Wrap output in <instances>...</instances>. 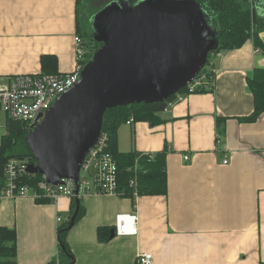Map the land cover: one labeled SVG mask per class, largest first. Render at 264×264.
Here are the masks:
<instances>
[{
	"label": "crops",
	"instance_id": "obj_1",
	"mask_svg": "<svg viewBox=\"0 0 264 264\" xmlns=\"http://www.w3.org/2000/svg\"><path fill=\"white\" fill-rule=\"evenodd\" d=\"M78 4L0 0V87L17 75L42 73L44 56L55 59L54 73L73 70ZM259 37L264 46V31ZM209 64L211 92L173 100L154 125L118 128L119 152L165 153L167 193L134 204L116 196L79 198L82 214L66 235L72 264H136L139 253H150L152 264L264 263V114L254 123L241 121L253 112L247 80L264 70V54L249 40L237 50L212 54ZM6 121L0 112V139ZM71 202L0 200V227L16 233L15 264L57 258V229L69 217ZM126 214L136 216V235L100 242L98 229L114 230L116 217Z\"/></svg>",
	"mask_w": 264,
	"mask_h": 264
},
{
	"label": "water",
	"instance_id": "obj_2",
	"mask_svg": "<svg viewBox=\"0 0 264 264\" xmlns=\"http://www.w3.org/2000/svg\"><path fill=\"white\" fill-rule=\"evenodd\" d=\"M89 27L100 47L80 81L25 138L33 162L27 173L53 186L71 180L75 194L82 160L100 136L105 111L166 102L196 78L218 48L212 18L192 0H112L89 18ZM75 204L68 229L78 198Z\"/></svg>",
	"mask_w": 264,
	"mask_h": 264
},
{
	"label": "trees",
	"instance_id": "obj_3",
	"mask_svg": "<svg viewBox=\"0 0 264 264\" xmlns=\"http://www.w3.org/2000/svg\"><path fill=\"white\" fill-rule=\"evenodd\" d=\"M201 6L212 18L216 29L218 48L211 53L215 55L222 51H232L241 48L247 41L253 42L255 50L264 54V46L259 34L264 31V4L259 5L260 0H192ZM262 10L263 14H256L255 8ZM78 36L85 43L87 48V63L92 54L100 47L99 43L92 40L90 28L86 31L80 30ZM210 55V56H211ZM209 56V57H210ZM42 73L52 74L56 69V61L53 57L44 56L41 58ZM206 71V68H204ZM206 83H212L213 73L206 71ZM249 91L253 97V112L243 122L254 123L264 114V70H255L250 79L247 80ZM198 91L197 93L211 92ZM182 89L180 93H185ZM175 99L171 97L164 103L135 104L107 109L103 115L101 132L108 136V152L114 158L118 168V191L122 192L125 199L134 204L132 196L133 189L129 182L133 178L134 166H137V193L142 196L166 195L167 178L165 168V153H121L117 150V130L122 125L131 121L130 125L139 122H147L150 125L158 123V115L163 112L167 102ZM28 131L24 124L12 121L7 118L5 134L0 139V192L4 189L5 179L3 169L10 160H30L32 154L26 145L25 138ZM43 179L39 174L23 175L19 183L31 189L37 190V184ZM80 201V200H79ZM39 202V201H38ZM76 208L75 199L71 202L70 215ZM82 214L79 203L78 213L75 222ZM69 221H65L57 229L58 257L52 259L49 264H72L73 257L66 242V235ZM98 240L106 242L109 239V229H98ZM16 258V233L14 230L0 227V264H12ZM264 264V263H261Z\"/></svg>",
	"mask_w": 264,
	"mask_h": 264
},
{
	"label": "built area",
	"instance_id": "obj_4",
	"mask_svg": "<svg viewBox=\"0 0 264 264\" xmlns=\"http://www.w3.org/2000/svg\"><path fill=\"white\" fill-rule=\"evenodd\" d=\"M75 65L68 74H29L17 75L10 79L7 85L0 87V109L7 118L18 121L25 125L29 132L33 124L40 123L47 111L55 101L64 93L72 89L79 81L81 72L86 63L87 48L82 39L75 35L73 37ZM256 52H258L256 50ZM206 71H212L209 59L206 63ZM205 65V66H206ZM204 68L184 89L175 95V99L180 101L183 97L195 94L198 91H209L213 89L212 83H206V71ZM213 79V78H212ZM174 99V100H175ZM172 102H167L163 112L169 111ZM131 121L127 124L130 125ZM187 160V157H185ZM33 163L28 160H10L4 167L5 186L0 192V200L3 198L19 199L31 197L35 201H46L55 203L59 197L69 199L81 198L86 195L95 196H116L123 197L118 191V168L117 164L108 152V136L101 132L93 148L83 158L79 177L78 193L75 194V183L68 179H61L58 185H50L43 178L37 184V190L31 189L19 183L23 175L27 173V167ZM227 161H223L226 164ZM137 166H134V176L129 182V187L133 189L132 196L139 198L137 193ZM67 221L69 219L67 218ZM57 224L62 222L60 217H56ZM136 216L132 214L118 215L116 217L114 235L118 237L134 236L137 233ZM58 257V255H57ZM153 257L150 253H139L136 264H152ZM15 264V263H12Z\"/></svg>",
	"mask_w": 264,
	"mask_h": 264
},
{
	"label": "rangeland",
	"instance_id": "obj_5",
	"mask_svg": "<svg viewBox=\"0 0 264 264\" xmlns=\"http://www.w3.org/2000/svg\"><path fill=\"white\" fill-rule=\"evenodd\" d=\"M110 1L112 0H79L78 19L80 29L83 31L88 30L89 18L94 15V13L102 9ZM205 67H207V65ZM0 112L2 113V111Z\"/></svg>",
	"mask_w": 264,
	"mask_h": 264
}]
</instances>
